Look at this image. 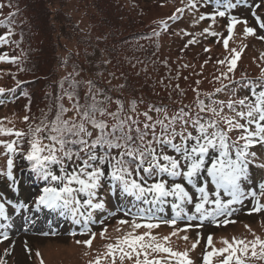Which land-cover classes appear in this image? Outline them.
Listing matches in <instances>:
<instances>
[{
	"label": "snow or ice",
	"instance_id": "1",
	"mask_svg": "<svg viewBox=\"0 0 264 264\" xmlns=\"http://www.w3.org/2000/svg\"><path fill=\"white\" fill-rule=\"evenodd\" d=\"M197 3L207 8L214 0H191L188 7L197 9ZM5 6L0 3V10ZM12 6L9 0L7 7ZM237 7L239 4L235 0L226 3L215 0L213 10L200 13L195 20V23L210 20L214 25L217 17H228V35L222 41L228 55L216 61L219 65H227V70L215 77L220 87L214 92L203 93L207 103L200 98L199 89H194L198 109L194 115L183 107L169 114L167 109L148 104L141 111L139 106L144 101L136 99L128 101L126 107L123 99L113 100L108 94L111 89L100 87L91 78L78 80L70 74L64 78L68 88H64L63 82L60 84L62 91L57 97L59 103L52 119L49 120L45 113L39 124L35 127L29 125L27 132L5 127L0 120V136L15 137L0 140V146L5 149L3 155L9 157L7 171L0 174L6 175L15 185L12 157L22 154L37 178L46 182L31 204L13 205L11 200L0 198V236L7 240L8 232L3 230L12 226L9 205H13L14 211L29 214L49 210L62 216L70 214L76 223L83 221L82 234H88L89 238L76 243L90 249L97 234L89 225L93 222V211L106 207L105 201L99 197V190L108 182L112 191H120L148 205H163L171 198L176 216L159 219L154 213H141L134 214L131 221L120 220V225H130L131 230L116 237L115 242L107 243L105 251L98 253L88 264H117L118 261L119 264H125V261L130 264H194L189 253L198 247L202 237L197 233L190 249L175 250L171 238L188 241L187 235L180 237L179 233L192 227L189 223L184 228H177L179 219L185 215L189 221L211 218L217 227L227 226L236 223L231 219L236 211L234 205L243 206L249 200L252 207L248 214L264 212V178L254 182L252 175L254 168L264 170V153L258 155L254 150L257 147L264 149V69L258 82H249L246 74L243 77L248 85V95L237 98L233 92L227 100L215 98L216 94L228 90L229 84L238 83L234 74L242 52L229 48L236 26H244L245 37L257 35V29L249 26L247 19L231 14ZM260 7L259 3L254 5V9ZM176 11L183 13L184 9ZM13 15L15 13H9V16ZM252 16L264 30V19L255 10ZM2 23L4 21L0 20ZM212 25L204 28L200 35L222 36L212 30ZM13 34L9 28L5 35H0V44L8 43V37ZM257 39L264 41V35L257 36ZM196 42L189 39L187 44ZM205 51L210 53L211 49L205 48ZM18 59L6 53L0 55V62L15 63ZM22 83L16 80L17 87ZM117 87L123 89L125 86ZM13 91L0 87V97ZM65 98L70 106H65ZM25 109L31 111L30 100ZM69 112L71 116L67 115ZM30 119L29 115L23 116L25 123ZM233 132L237 134L235 139L230 135ZM45 140L48 143H44ZM25 142L27 149L24 148ZM54 165H59V174L53 171ZM187 205H192L191 215L186 213ZM147 211L151 212V208ZM161 224L170 226L173 231L164 236L154 235L152 230L160 228ZM245 227L253 239L222 237V247H216L213 236L208 235L203 264H247L248 259L264 260V238L252 232L249 225ZM140 229L144 231H138ZM100 235L107 239V228ZM27 251L31 254V249ZM8 254L6 249L5 255ZM36 256L41 257V254L37 252ZM0 264H7V261L0 259ZM40 264H44L42 257Z\"/></svg>",
	"mask_w": 264,
	"mask_h": 264
},
{
	"label": "trees",
	"instance_id": "2",
	"mask_svg": "<svg viewBox=\"0 0 264 264\" xmlns=\"http://www.w3.org/2000/svg\"><path fill=\"white\" fill-rule=\"evenodd\" d=\"M190 2L191 0H11L13 6L9 8V0H0V3L6 5L0 10V20L4 21L0 24V35H5L9 28L14 33L8 37V43L0 44V55L6 53L9 57L19 58L15 63L1 62L0 87L14 89L13 92L5 94H10L9 96L15 99L27 93L24 99L28 100L23 105L21 118L13 119L12 127L27 132L29 125L35 127L45 113L48 114L49 120L52 119L59 103L57 97L62 91L60 84L63 82L64 88L67 89L68 83L64 78L70 74L78 80L91 78L97 81L100 87L111 89L108 94L113 100L118 97L123 99L126 107L128 101L136 99L144 101L139 106L141 111L144 110L145 104H148L167 109L169 114L183 107L194 115L198 111L194 89H199L200 98L207 103L203 93L214 92L220 87L215 77L219 76L221 71L227 70V65H219L216 61L228 55L222 43L223 38L228 35V17H217L214 25L210 20L195 23L200 13L213 10L215 0L207 8L200 3H197V9L189 8L188 12L193 16L176 11L178 8L185 10ZM257 3L261 4V7L254 9ZM253 10L264 19V0H255L247 12L240 10L234 13L241 19H247L249 26L257 29V35L245 37L244 26H236L233 39L229 41V48L240 50L241 57H244L238 61L235 69V81L238 83L229 84L228 90L216 94L217 100H224L223 95L232 92L237 85L248 88L243 79L245 74L249 82H258L261 77L264 53L253 48L256 41L264 44V41L257 39L264 30L259 28L252 16ZM9 13L15 15L9 16ZM171 16L178 18L169 19ZM210 25L213 31L222 33V36L200 35L203 29ZM189 39L197 42L188 45ZM218 40L220 43H217ZM205 48H210L211 52H206ZM205 60H208L207 64ZM213 64L217 67H211ZM249 66H252L251 70L247 68ZM77 73L79 75H76ZM206 74L212 79L204 90L206 86L203 80L207 78ZM16 80L23 83L17 87ZM121 84L125 86L123 89L117 87ZM177 85L179 87H176ZM245 91L249 94V89ZM29 100L31 111H26L25 105ZM64 104L70 106L66 98ZM112 108H115L114 104ZM24 115L30 116L28 123L23 121ZM67 115L71 116L72 113ZM230 135L235 139L237 134L233 132ZM12 139L15 137L7 138ZM26 139L24 138L25 141ZM44 143L48 141L45 140ZM24 148H28L26 142ZM8 158L6 155L1 158L0 173L7 171ZM12 158L16 183L14 185L6 175L0 174V189L5 196L18 198L19 204H31L41 193L46 182L37 178L22 154H16ZM53 171L59 174V165H54ZM254 172L255 168L252 170L253 181ZM186 186L191 191V186ZM99 197L105 201L106 207L93 211V222L89 228L97 235L90 249L76 243L77 240L89 238L88 234H82L83 221L76 223L70 214L62 216L49 210L25 213L28 222L35 223L37 229L25 232L27 236H36L38 230L53 236L45 241L46 246L33 240L32 247H29L31 254L27 253V264H40L41 257L44 264H48L47 260H44L45 253L47 250L55 251L59 245L61 246L57 250L60 254H65V258H58L60 264H88L98 253L105 251L104 246L107 243L115 242L116 237L131 230L130 225H120V220L131 221L134 214L141 213H154L159 219H172L176 216V211L171 206V198L169 203L163 205H148L120 191H112L108 182L99 190ZM81 199L84 197L81 196ZM149 208L151 212L147 211ZM192 211V205H187L186 213L189 215ZM189 223L192 225L185 215L178 220L176 227L184 228ZM105 228L107 239L100 235ZM118 228L122 231L118 232ZM138 231L142 232L144 229ZM152 231L154 235L164 236L173 229L161 224L160 228ZM70 233L80 234L72 237ZM184 235L189 237L188 241L178 237L171 238V246L175 250L191 248L195 241L193 230L190 228L187 232L179 233L180 237ZM212 236L216 247L223 246L220 242L222 237L231 240L230 236L222 233ZM204 246L205 242H200L198 247L189 253L190 258L199 264H203ZM5 250L1 246L0 259H5L8 264L10 254L5 255ZM37 252L41 257L36 256ZM17 261L16 259L13 264H17ZM125 264L130 262L125 261ZM247 264H264V260L248 259Z\"/></svg>",
	"mask_w": 264,
	"mask_h": 264
},
{
	"label": "rangeland",
	"instance_id": "3",
	"mask_svg": "<svg viewBox=\"0 0 264 264\" xmlns=\"http://www.w3.org/2000/svg\"><path fill=\"white\" fill-rule=\"evenodd\" d=\"M251 3L252 2L248 3L241 10L243 12H247L249 10V8L251 7ZM188 9H189V7L186 8L185 11L188 12ZM185 15L186 16H193L192 13H189V12L186 13ZM256 49L258 50L257 52L264 53V44L263 43L261 44V41H256L253 50H256ZM200 59H202V58H200ZM240 59L243 60L244 57H241ZM0 66H1V62H0ZM211 67H217V65L213 64ZM247 68L251 70L252 66H249ZM209 74H211V73H209ZM206 77L207 78H205L203 80V84L206 86L204 88V90H206L207 86L209 85V83H211V79H212V77L208 76L207 74H206ZM0 78H1V75H0ZM245 89H248V88H246L243 85H237L232 92L224 94L223 99L227 100L232 95L233 92H235L237 98L242 97L244 95H248V93L245 91ZM9 95L10 94H4V98H0V101H3L2 103H0V120L3 121L5 127L12 128L13 119L19 120L21 118L22 115L20 113L22 112L23 105L25 103H27L28 100L24 99V95H21V96L17 97L16 99L10 97ZM225 111L227 112V109H225ZM9 121H11V123H9ZM8 137H10V136H0V140H6L7 141ZM3 149L4 148L2 146H0V153L3 151ZM259 152L264 153V150H261ZM261 176H263V175H261ZM250 202H251L250 200L245 201V204L243 206L234 205V208L239 209V210L245 209L246 207H248ZM243 214H245V213L237 212L233 215V217L238 219ZM246 214H248V213H246ZM9 215L11 217L12 226L8 229L3 230V231H7L8 236H11L13 239H15L14 240L15 246L13 249V253H14L15 257L10 258L9 259L10 261L8 262V264H13L16 261V259L18 260L16 262L17 264H27L29 262L28 256H27V253L29 254V252L27 250L29 249V247H32V245L27 244V245L21 246V243L17 241V239L20 240V238L17 235V230H18V232L23 231L24 230L23 226H24L25 222L22 219L20 211H14V210H12V208H9ZM211 220H212L211 218L206 219L207 225H209V222ZM245 223H244V221H238L234 224H231L230 226L227 227L224 234L227 236H230L231 238L232 237H238V238H246L248 240H251V239H253V236H252L251 232H249L248 229L245 227V225H249L251 227V230H253V232H255L256 235H259L262 238H264V212L259 213L256 217L253 216V217L247 219V221ZM242 226H243V229L245 231L239 230ZM32 240L38 242L37 244H41V245L46 246L45 241H47V239H43V237H41V238L36 237L35 239H32ZM60 246L61 245H59L58 248ZM57 249L55 251L54 250H47V253H45L46 256L44 257V260L46 259L48 264H60L58 258H65V254H60Z\"/></svg>",
	"mask_w": 264,
	"mask_h": 264
}]
</instances>
